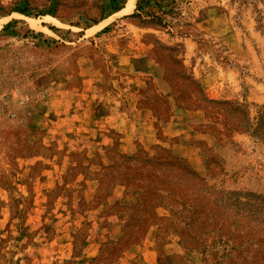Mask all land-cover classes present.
<instances>
[{
    "label": "rangeland",
    "instance_id": "rangeland-1",
    "mask_svg": "<svg viewBox=\"0 0 264 264\" xmlns=\"http://www.w3.org/2000/svg\"><path fill=\"white\" fill-rule=\"evenodd\" d=\"M0 264H264V0H0Z\"/></svg>",
    "mask_w": 264,
    "mask_h": 264
},
{
    "label": "built area",
    "instance_id": "built-area-1",
    "mask_svg": "<svg viewBox=\"0 0 264 264\" xmlns=\"http://www.w3.org/2000/svg\"><path fill=\"white\" fill-rule=\"evenodd\" d=\"M26 115H21V114H17L15 112H13V116L16 117L17 119H19L20 121H22L23 119H25V117L27 116V113H25Z\"/></svg>",
    "mask_w": 264,
    "mask_h": 264
},
{
    "label": "bare ground",
    "instance_id": "bare-ground-1",
    "mask_svg": "<svg viewBox=\"0 0 264 264\" xmlns=\"http://www.w3.org/2000/svg\"><path fill=\"white\" fill-rule=\"evenodd\" d=\"M132 1V0H131ZM134 1V0H133Z\"/></svg>",
    "mask_w": 264,
    "mask_h": 264
}]
</instances>
